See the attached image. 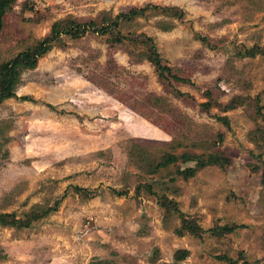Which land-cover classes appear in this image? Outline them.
<instances>
[{"label":"rangeland","instance_id":"1","mask_svg":"<svg viewBox=\"0 0 264 264\" xmlns=\"http://www.w3.org/2000/svg\"><path fill=\"white\" fill-rule=\"evenodd\" d=\"M0 4V264H264V0Z\"/></svg>","mask_w":264,"mask_h":264},{"label":"trees","instance_id":"2","mask_svg":"<svg viewBox=\"0 0 264 264\" xmlns=\"http://www.w3.org/2000/svg\"><path fill=\"white\" fill-rule=\"evenodd\" d=\"M1 5L2 4H0V6ZM2 13H3V10H0V31H1V28H2V22H3L2 21V17H1L2 16ZM51 40H52L51 37H45L43 39V41H41L40 44L38 45L39 47L36 46V48L32 52H25V56L24 57H19L16 60H24L23 62H25V60H28V63H26V65L27 66H30V67L33 66L34 65V62H35L34 61V57H33L34 56V53H36L37 55L43 54L48 48H50V46H51V43H50ZM148 41H150V38H147L145 40V42H148ZM147 44L150 46V48H149V53H150L149 58H150V60H152L154 62L155 69L160 74V76L164 79V78H166V76L168 74V75L173 76L174 78H176V80L179 79L178 76H175V75L172 74L171 68L169 66L165 65L162 62V59L159 56V54L156 51H154V50L152 51V43L150 42V43H147ZM16 64L17 63L14 62V65H12L10 69H13V66H15ZM22 64H24V63H22ZM12 80L13 79H9V80H6V81L9 82V84H10V83H13ZM4 91H5V87L2 88V91L1 92L4 93ZM5 92L6 93L4 95H2V94L0 95V101L2 100L3 97H10V96H13L15 94L11 90V88H9V87L6 88V91ZM178 92H180V91H178ZM187 170L190 171L191 169L189 168ZM182 171H184L185 174H186L185 169L184 170H180V172H182ZM16 224L17 225H23L24 226L27 223L25 221L23 222V220H19V221H16ZM231 229L232 228H229L227 230H231Z\"/></svg>","mask_w":264,"mask_h":264}]
</instances>
